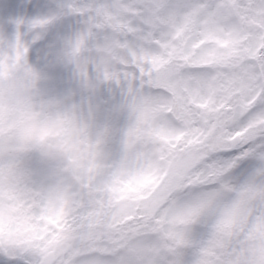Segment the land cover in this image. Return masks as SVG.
<instances>
[{
    "label": "snow or ice",
    "instance_id": "1",
    "mask_svg": "<svg viewBox=\"0 0 264 264\" xmlns=\"http://www.w3.org/2000/svg\"><path fill=\"white\" fill-rule=\"evenodd\" d=\"M0 264H264V0H0Z\"/></svg>",
    "mask_w": 264,
    "mask_h": 264
}]
</instances>
